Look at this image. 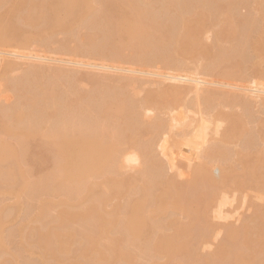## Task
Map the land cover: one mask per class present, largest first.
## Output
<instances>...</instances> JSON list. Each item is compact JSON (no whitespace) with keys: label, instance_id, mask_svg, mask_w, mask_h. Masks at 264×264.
Returning a JSON list of instances; mask_svg holds the SVG:
<instances>
[{"label":"bare ground","instance_id":"bare-ground-1","mask_svg":"<svg viewBox=\"0 0 264 264\" xmlns=\"http://www.w3.org/2000/svg\"><path fill=\"white\" fill-rule=\"evenodd\" d=\"M250 1L0 0V10L19 11L0 14V47L10 51L0 50V96L13 92L11 104L0 102V197L24 211L21 232L34 220L28 200L40 214L56 204L53 223L37 231L38 264H264V207L255 204V218L241 227L213 222L227 218L223 207L239 188L264 201V119L252 112L256 100L264 110V74L250 81L253 60L264 64V7L253 11ZM58 34L67 38L56 43ZM210 36L225 47L208 45ZM33 42L45 50L56 43L54 54L69 55L75 68L31 63L49 62L30 55ZM22 60H32L22 76L7 77ZM142 78L162 87L137 99ZM84 81L90 89L82 93ZM170 132L177 139L160 145ZM70 145L78 149L71 168ZM157 149H172L171 161H186L190 172L175 180ZM232 155L241 157L235 167ZM131 169L137 177L125 176ZM111 198L124 201L108 213ZM12 215L1 200L0 250L5 219L18 220ZM221 231L216 253L192 254Z\"/></svg>","mask_w":264,"mask_h":264},{"label":"rangeland","instance_id":"rangeland-1","mask_svg":"<svg viewBox=\"0 0 264 264\" xmlns=\"http://www.w3.org/2000/svg\"><path fill=\"white\" fill-rule=\"evenodd\" d=\"M250 4H251L250 6H251L252 10L254 11V9H256V8H261L259 6L264 7V0H251ZM5 12L6 13L7 12H12L13 13L12 15H14V16H18L19 15V11L17 9H15V8L11 7V6H7V7L2 8L0 10V14H4ZM241 13L243 15H245L246 14V10H242ZM253 16H256V15H253ZM263 23L264 22L260 21L259 25H263ZM217 30H219V27H215L214 28V32H216ZM210 35H213V34H210ZM212 37L208 41V43H209L208 45H212V46L213 45H222V46L225 47V44L223 42L215 39V37H213V38ZM65 38H67L66 35L58 34L56 37H54V40L56 41V43H60ZM205 42H206V40H205ZM56 43L53 45L54 48H56V46H55ZM70 45H72V43ZM27 48L30 51L29 52L30 55H32V54L37 55L38 54L37 56H39V55H41V57L46 56L44 58L45 59L47 58L46 61H49L48 62L49 64L47 62H46L47 63L46 64L44 61H37V63H36V62H31L32 60H29V61H26V60L23 61L22 60V62H21L22 64L20 63L19 70L15 71V72H8L7 71L6 72L7 73L6 75H8L7 77L15 78V79L20 78L22 76V74L24 73L23 71L28 68L27 67L28 64H25L27 62L28 63L31 62V63H34L36 65L38 64V65H41V66L42 65L43 66L47 65L49 67H57L58 66L60 68L62 67V69H64V70L66 69V71H68V69H70V70L72 69L73 70V68H75L74 65H72L70 63L73 60V58H71L67 54L66 55L65 54L64 55L63 54H57L56 52L54 54V50H55L54 48H53L54 50L51 49V48H50V50H49V48H47V50H45L46 48L45 49H43L44 47L41 48L38 45V43H36V44L34 43L32 46L30 45ZM27 48H25V49H27ZM0 50L1 51H5V52H10V51H8L9 48L7 46L0 47ZM17 50H19V49H17ZM51 50L53 52H50ZM25 51L26 50H23L24 53H25ZM27 51H26V54H29ZM19 52L22 53V50L20 49V51H18V53ZM51 59H53V61ZM55 59H57V60H55ZM58 59L62 60L63 64H60L61 63L60 60H59L60 63L55 62V61H58ZM76 59H79V60H82V61H86L85 58H82V57H79V58H76ZM66 60H70V62L66 61ZM51 61L53 62V64L51 63ZM38 62H42V63H38ZM54 62L56 64H54ZM65 62H69V63H65ZM187 63H190V62L188 61ZM192 64L193 63H191L190 66ZM253 64L254 65H253V69H252V78L250 79V81H255V78L259 74H264V64H260L259 63V59H256L255 61L253 60ZM126 66L127 65H123L122 67H126ZM80 68L81 67H78L76 69H80ZM80 70H81V72L83 71L82 73H84L85 71L87 73L91 72V70L89 68H85V67H82V69H80ZM94 73L98 74L97 71H95ZM102 73H105V75H103ZM112 73H114V72L110 73V72H101L100 71V76H106L107 78L108 77L111 78L112 77L111 75H113ZM109 74H111V75H109ZM116 74L118 76V73H115V76H116ZM143 78H145V77H143ZM143 78H142L143 82L146 79L149 80V78H146V79H143ZM150 79H152V78H150ZM154 80H155V78H154ZM80 84L82 85L81 86L82 93L86 92V91H88L90 89V85L87 82L84 81V82H82ZM161 87L162 86H159L157 83H153L152 84L151 82L150 83L149 82H144L137 89H134V91H135L134 93H137V99H140L148 91L156 90V89H159ZM1 91H2V89H1ZM2 92L3 93H1L0 102L2 101L3 103H6V104L10 103L11 104L12 101H13V98H12L13 97V95H12L13 92L12 91H5V90L2 91ZM259 101L260 100H258V101L256 100L254 108H252V112L255 115V117L258 119V121H260L261 119H264V110L261 107H258L260 105ZM237 111H238V113L241 112L240 109L237 110ZM175 133L176 132H174V134ZM145 139H147V136H145ZM176 139H177V137L176 136L173 137L172 132H170V133L165 134L164 137L161 138L158 143L160 145L165 144V143L166 144H171L170 140H176ZM236 142H237V140H236ZM229 147L231 149H234V150L237 149L236 147H234V144H231V143H230ZM76 149L77 148H74L71 145L66 148L65 158H66V161L68 162V165L70 166V167L68 166L69 168H71L75 164L74 162L76 161L77 150H78V149L77 150ZM260 149L264 150V141H259L258 142L257 150H260ZM156 152H157V154H159V157L161 158L162 162L164 163V165H165V167L167 169V172L168 173L169 172H173L175 180H177V181L180 180V177L176 176V174L180 173V174H184L185 175L186 173L190 172V169L187 168L186 161H183V163L179 164V166H176V164L171 161L170 156L174 152L172 149L169 151V153L166 154V156L160 149H157ZM160 153H161V155H160ZM232 156H233L232 166L235 167V166L238 165L237 162L241 161L240 160L241 157L240 156L236 157L235 155H232ZM73 157H75V158H73ZM137 170L138 169L127 170L125 172V176H127V177H137V173H136ZM38 172L39 171H37V173ZM229 192H230V190L227 192L228 196L229 197H233V196H231L233 194V192L232 191H231V193H229ZM233 195H235V200L232 202V205H226L225 207H223V211L226 212L227 218L224 219V220H213V222H215L217 224V226H220V227L224 226L225 227V226H229L230 225V226H233L234 228L235 227H241L244 223L247 224V223L251 222V220H253L255 218V215H254L255 204L259 205V207H262V208L264 207V201L263 200L261 201V200H256L255 199V196H258L259 194L254 189L248 188L247 186L239 188L238 192L234 193ZM243 195H246L247 198L246 199H242ZM1 200L4 201L7 206H9L10 211H12V214H13L12 217L14 218V220H16V219H18V220H17V222H15L12 225L8 226V224H9L8 221L10 219H5L6 227H5L4 235L7 237V239H6L5 248L0 250V262L12 260L13 256H14V258H16L18 264H23L24 260L25 261H32L35 264H38V262H39L38 261V252H37L36 249H34V242H35V239L37 237L36 236L37 235V231L39 229H42L47 224H52L53 223V221L55 220V218L58 215V210H57L56 204H50V205L45 206L44 209H43V213L40 214V203L38 201H36V199L28 200V201H31L30 203L34 207V211L31 214L32 216H34V220L31 223H29L28 226L25 227L24 230L21 232V231H18V229L20 228L21 219L24 217V211L21 212V207L16 204V199L10 198L8 196H1L0 197V201ZM24 200H25V198H24ZM123 201H124L123 198H111V200L107 204L106 211L108 213L112 212L113 211V206L117 205V204H121V203H123ZM230 208H232V209H230ZM230 210H234V211H232L231 213H227ZM73 211L74 210L72 208H67L66 210H64L63 217H64V220L66 222H69L71 220L70 213H72ZM14 220H13V222H14ZM12 231H14V233H12L10 235V233ZM223 235H224V233H223V231H221V233L219 234V236L217 237L216 240H214L212 243H210L209 245H207L205 247H195L194 249H192V254L194 256L198 257V258H203V257H208V256L213 255L214 253L217 252L218 247H219V245L222 242V239L224 237ZM110 237L108 235H106L103 238H101L100 241H99V244L101 245V248L103 250H105V251L111 245L110 244V240H109ZM70 250L73 251V257H74L73 260L74 261L80 260V256L77 255L76 253H74L75 249H74L73 246L70 247ZM166 261H167L166 259H163V261H161L162 263H160V264H165Z\"/></svg>","mask_w":264,"mask_h":264}]
</instances>
